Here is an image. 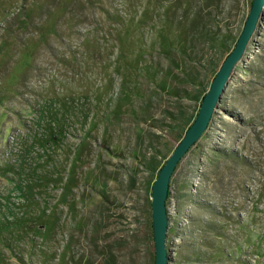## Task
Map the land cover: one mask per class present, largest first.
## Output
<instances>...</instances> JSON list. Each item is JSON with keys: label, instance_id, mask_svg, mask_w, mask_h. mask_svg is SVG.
<instances>
[{"label": "rangeland", "instance_id": "obj_1", "mask_svg": "<svg viewBox=\"0 0 264 264\" xmlns=\"http://www.w3.org/2000/svg\"><path fill=\"white\" fill-rule=\"evenodd\" d=\"M253 0H0V264H155L152 187ZM167 201L168 264H264V13Z\"/></svg>", "mask_w": 264, "mask_h": 264}, {"label": "water", "instance_id": "obj_2", "mask_svg": "<svg viewBox=\"0 0 264 264\" xmlns=\"http://www.w3.org/2000/svg\"><path fill=\"white\" fill-rule=\"evenodd\" d=\"M264 13V0H253L248 17L233 50L222 62L212 80L210 89L203 96L198 114L186 131L184 137L174 148L164 165L161 167L152 187V219L155 241V264H168L167 235L169 229V212L167 201L169 198L172 175L181 159L189 149L202 137L207 130L214 112L222 98V93L229 81L236 64L239 62L249 44L251 36L260 17Z\"/></svg>", "mask_w": 264, "mask_h": 264}, {"label": "trees", "instance_id": "obj_3", "mask_svg": "<svg viewBox=\"0 0 264 264\" xmlns=\"http://www.w3.org/2000/svg\"><path fill=\"white\" fill-rule=\"evenodd\" d=\"M231 51H232V50H231ZM231 51H229V53H230ZM229 53H228V54H229ZM228 54H227V55H228ZM226 57H227V56H226ZM226 57H225V58H226ZM192 123H193V121H192V122H190V123L187 125V128H186V130H188V129H189V127L191 126V124H192ZM170 189H171V184H170ZM170 193H171V192H169V195H170Z\"/></svg>", "mask_w": 264, "mask_h": 264}]
</instances>
